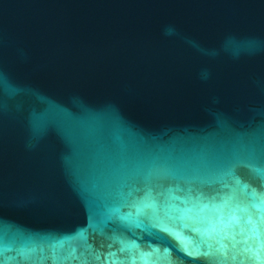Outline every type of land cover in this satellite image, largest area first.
<instances>
[{
	"label": "water",
	"instance_id": "water-1",
	"mask_svg": "<svg viewBox=\"0 0 264 264\" xmlns=\"http://www.w3.org/2000/svg\"><path fill=\"white\" fill-rule=\"evenodd\" d=\"M0 264H264V0H0Z\"/></svg>",
	"mask_w": 264,
	"mask_h": 264
}]
</instances>
